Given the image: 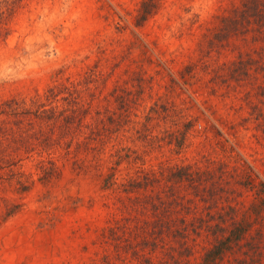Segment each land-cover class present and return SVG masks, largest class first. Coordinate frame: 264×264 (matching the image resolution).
Returning <instances> with one entry per match:
<instances>
[{"label":"rangeland","instance_id":"1","mask_svg":"<svg viewBox=\"0 0 264 264\" xmlns=\"http://www.w3.org/2000/svg\"><path fill=\"white\" fill-rule=\"evenodd\" d=\"M0 264H264V0H0Z\"/></svg>","mask_w":264,"mask_h":264},{"label":"trees","instance_id":"2","mask_svg":"<svg viewBox=\"0 0 264 264\" xmlns=\"http://www.w3.org/2000/svg\"><path fill=\"white\" fill-rule=\"evenodd\" d=\"M221 253V250L220 249H216L214 250L213 248L212 249H209L208 252L206 253V256H209L211 257V259H214L215 257H218L219 254ZM209 260L208 258H204V261H207Z\"/></svg>","mask_w":264,"mask_h":264}]
</instances>
